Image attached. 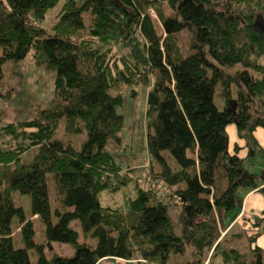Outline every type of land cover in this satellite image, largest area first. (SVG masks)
I'll use <instances>...</instances> for the list:
<instances>
[{
  "label": "trees",
  "instance_id": "trees-1",
  "mask_svg": "<svg viewBox=\"0 0 264 264\" xmlns=\"http://www.w3.org/2000/svg\"><path fill=\"white\" fill-rule=\"evenodd\" d=\"M60 2L0 0V264H264V215L242 213L248 248L232 243L241 233L224 235L245 207L243 190L264 192L263 176L245 167L264 160V0H65L44 26ZM31 53L54 96H31L33 116L4 122L21 85L5 79V65ZM141 86L149 186L115 156L124 92L136 98ZM104 192L124 200L105 204ZM172 205H182L177 222ZM56 242L74 252H56Z\"/></svg>",
  "mask_w": 264,
  "mask_h": 264
},
{
  "label": "rangeland",
  "instance_id": "rangeland-1",
  "mask_svg": "<svg viewBox=\"0 0 264 264\" xmlns=\"http://www.w3.org/2000/svg\"><path fill=\"white\" fill-rule=\"evenodd\" d=\"M64 1L65 0H61L60 4L49 11L47 19L42 23L44 26L51 27V25L55 23V21L57 20L58 12L61 10ZM5 67V79L8 81L21 80V85L16 91L12 101L8 104L3 105V111L1 114L2 121L8 122L11 120H16L23 114L26 117L33 116L31 113V96H36L41 101H48L54 96V80L49 72L35 66L33 53H31L27 58L22 59L20 62H10L6 64ZM244 80L249 85V87L253 89L254 86L252 84V79L247 73L244 74ZM129 90L130 89L124 92L126 97V105L124 109H122V112L126 116L125 127L123 130L122 141L120 144H118L119 149L116 151L115 156L117 161L124 167H136V175L139 177L141 184H143V186H149L150 178H148V170L150 154L147 142L148 129L146 123L149 88L147 86L139 87V94L136 98L130 95ZM217 100L220 105L224 107L223 98L221 96H218ZM228 134L232 145H234L237 140H240L236 123H231L229 125ZM97 142L101 146L105 144V132L102 133ZM159 189L163 196L164 194H170V190L166 187L165 183H161L159 185ZM243 194L245 195L246 191H243ZM102 195V201L105 204H117L124 200V196L122 193L113 195L109 192H104ZM51 196L52 206L55 212L57 200L55 194L52 193ZM19 200L20 203L25 206L27 215L31 216L33 209L31 197L29 195H23L19 198ZM181 211L182 205H172L170 207V213L173 215L175 222H177ZM240 211L233 212L230 215L228 220L229 231L227 233L224 232V235L226 234L227 236L232 237L234 233H241L242 237L236 238L232 243L245 249L249 246L248 236L251 233L249 226L252 224H247V222H244V218L243 220L242 218H240L239 220L234 221L236 220V216L242 214V212ZM243 212H246V217L250 219H255L256 215H264V192L258 191L252 196L248 195L245 201ZM177 229H179L178 223ZM15 231L18 246H25V243L21 238V234L17 231L16 224ZM261 231L263 235L264 226H262ZM38 239H42L40 235H38ZM259 243L264 245L263 236L261 240L259 239ZM55 251L61 254H72L74 252V247L68 243L56 242ZM32 259L34 261H37V254L32 252ZM221 261V257H218L217 264H220ZM100 264H117V260L114 259L110 261H103Z\"/></svg>",
  "mask_w": 264,
  "mask_h": 264
},
{
  "label": "crops",
  "instance_id": "crops-1",
  "mask_svg": "<svg viewBox=\"0 0 264 264\" xmlns=\"http://www.w3.org/2000/svg\"><path fill=\"white\" fill-rule=\"evenodd\" d=\"M257 137L259 138L260 142L264 145V127H259L256 131ZM245 167L250 171V172H256L259 173L263 176V182L262 185H264V160L260 156L254 157L250 161L245 162ZM243 191H246L248 195H253L254 192L251 189H244ZM247 195V197H248ZM243 213V211H240ZM235 214V213H234ZM237 214V213H236ZM242 214L239 216H236L234 221H237L241 218ZM237 225V223H236ZM116 259L115 257H107L102 259L98 264H100L103 261H110ZM117 260V259H116Z\"/></svg>",
  "mask_w": 264,
  "mask_h": 264
}]
</instances>
